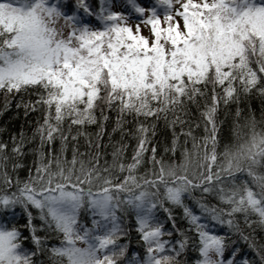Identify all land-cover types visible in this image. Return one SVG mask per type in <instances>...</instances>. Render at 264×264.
Here are the masks:
<instances>
[{
  "label": "snow or ice",
  "instance_id": "snow-or-ice-1",
  "mask_svg": "<svg viewBox=\"0 0 264 264\" xmlns=\"http://www.w3.org/2000/svg\"><path fill=\"white\" fill-rule=\"evenodd\" d=\"M0 97V264H264V0H0Z\"/></svg>",
  "mask_w": 264,
  "mask_h": 264
},
{
  "label": "trees",
  "instance_id": "trees-1",
  "mask_svg": "<svg viewBox=\"0 0 264 264\" xmlns=\"http://www.w3.org/2000/svg\"><path fill=\"white\" fill-rule=\"evenodd\" d=\"M98 2V0H97ZM250 104L254 106V108L259 111L261 108V101L259 98H253L251 101H249ZM193 116H196L197 114L195 112L192 113ZM37 118V114H31L29 117H25L23 114V110H17L15 107V101L12 102V105L7 110L3 109V98L0 97V139L8 140L9 136L12 134L18 133L22 128L25 130V132L28 135H31V129L34 125V121ZM223 115L221 116V119H223ZM115 121V114H112V124H114ZM161 127H163L161 125ZM112 125L106 129V132L103 137V143L108 144V133H111ZM87 131L94 137L96 131L98 129L95 126H90ZM199 131H202L199 130ZM119 133H116L113 135L112 142L115 143L117 140H119ZM163 142V136L158 137ZM83 140V138H81ZM129 150L127 155H131V147L134 145V141H129ZM190 147V142H189ZM109 152L111 151V148L107 149ZM29 163L31 161L29 160ZM177 215H179V211H177ZM134 217H131L128 219V224L133 223ZM223 234V233H221ZM245 254L247 255L248 259H252V254H249L247 249H245Z\"/></svg>",
  "mask_w": 264,
  "mask_h": 264
},
{
  "label": "rangeland",
  "instance_id": "rangeland-1",
  "mask_svg": "<svg viewBox=\"0 0 264 264\" xmlns=\"http://www.w3.org/2000/svg\"><path fill=\"white\" fill-rule=\"evenodd\" d=\"M138 2H142V3H150L151 0H138Z\"/></svg>",
  "mask_w": 264,
  "mask_h": 264
}]
</instances>
